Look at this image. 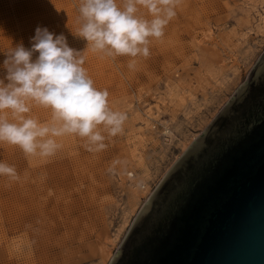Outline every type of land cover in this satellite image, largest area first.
Returning <instances> with one entry per match:
<instances>
[{
  "label": "rangeland",
  "instance_id": "1",
  "mask_svg": "<svg viewBox=\"0 0 264 264\" xmlns=\"http://www.w3.org/2000/svg\"><path fill=\"white\" fill-rule=\"evenodd\" d=\"M80 2L0 0V79L5 53L47 28L83 51L94 86L127 120L115 137L101 128L100 151L74 135L57 138L50 157L0 142V162L17 176H0V264H110L149 196L264 54V0H178L164 36L136 58L93 52L78 36ZM29 115L51 120L36 106ZM139 185L151 189L136 202Z\"/></svg>",
  "mask_w": 264,
  "mask_h": 264
},
{
  "label": "water",
  "instance_id": "2",
  "mask_svg": "<svg viewBox=\"0 0 264 264\" xmlns=\"http://www.w3.org/2000/svg\"><path fill=\"white\" fill-rule=\"evenodd\" d=\"M110 264H264V54L149 196Z\"/></svg>",
  "mask_w": 264,
  "mask_h": 264
},
{
  "label": "clouds",
  "instance_id": "3",
  "mask_svg": "<svg viewBox=\"0 0 264 264\" xmlns=\"http://www.w3.org/2000/svg\"><path fill=\"white\" fill-rule=\"evenodd\" d=\"M177 3L81 0L78 36L93 52L108 57H148L151 40L164 36L166 26L176 15ZM82 52L70 47L63 34L37 27L30 48L18 44L5 53L0 113H9L11 119L0 115V142L18 146L26 156L50 157L61 147L57 138H86L89 151H100L106 147L101 128L112 137L122 133L127 114L114 111L108 90L94 86L83 67ZM134 64L133 60L129 67ZM34 106L50 110L51 120L41 122L29 115ZM0 176L17 178L15 168L3 162Z\"/></svg>",
  "mask_w": 264,
  "mask_h": 264
},
{
  "label": "bare ground",
  "instance_id": "4",
  "mask_svg": "<svg viewBox=\"0 0 264 264\" xmlns=\"http://www.w3.org/2000/svg\"><path fill=\"white\" fill-rule=\"evenodd\" d=\"M166 128V127H165ZM167 129V128H166ZM165 131V130H164ZM168 136H172V133L170 132V130H166V132H165ZM165 134V135H166ZM185 146H186V144H185ZM140 186V185H139ZM149 188V187H148ZM148 188H145L143 185H141L140 186V190H141V195H139L137 192H133V196H132V200L133 201H136V202H138V200L140 199V196H145V194H147L148 193V191H150V189H151V186H150V189H148ZM109 251V250H108ZM107 255V254H106ZM106 255H104V257H106Z\"/></svg>",
  "mask_w": 264,
  "mask_h": 264
}]
</instances>
